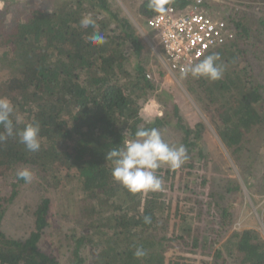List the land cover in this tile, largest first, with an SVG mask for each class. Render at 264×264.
<instances>
[{
	"label": "trees",
	"instance_id": "obj_1",
	"mask_svg": "<svg viewBox=\"0 0 264 264\" xmlns=\"http://www.w3.org/2000/svg\"><path fill=\"white\" fill-rule=\"evenodd\" d=\"M190 1L168 0L165 7L182 8ZM225 1L235 3L224 17L235 37L195 62L218 53L225 65L223 78L210 81L183 72L177 75L198 102L204 100L211 106L220 140L240 162L251 135L264 125V88L256 73L264 62V13L253 11L255 5L250 3L255 0ZM53 3L49 8H34L29 0L16 24L0 19V97L15 105V115L21 117L17 128L40 125L41 142L39 151L30 152L18 137L0 141V178L17 165H25L46 185L55 182L67 190L66 198H74L76 219L84 232L77 236L72 229L64 236L63 242L70 247L67 264H82L85 246H90L91 264H207L200 254L210 257V264H228L229 258L233 264H264V241L254 231H232L222 241L233 222V200L216 203V215L211 214L207 229L199 232L204 212L203 201L196 195H214L202 167L206 161L202 148L205 126L202 121L193 126L185 123L173 89L158 91L159 81L146 76L153 72L151 67L160 65L159 58L127 15L121 14V7H114L111 0ZM138 12L144 22L157 13L149 7V0H142ZM86 14L96 19L97 30L106 38L103 45L91 44L88 37L93 29L80 26ZM160 70L159 78L164 72ZM150 91L156 92L163 107L153 117L141 114V100ZM162 126H173L179 132L188 159L178 169L161 166L156 170L165 179L166 190L131 193L113 179L106 156L136 139L138 128ZM263 147L264 142L259 153ZM196 159L198 172L194 171ZM195 178H199L196 188L192 185ZM245 180L249 186L250 181ZM16 181L13 186L24 180L16 175ZM220 187L223 193L240 190L235 177ZM16 193L13 189L8 197L0 196V224L4 204ZM25 210L33 217V228L23 239L9 237L0 229V264H60L39 246L50 224L49 199L41 198L32 211L28 206ZM55 231L50 232L52 241L58 240ZM137 247L147 255L136 258Z\"/></svg>",
	"mask_w": 264,
	"mask_h": 264
},
{
	"label": "rangeland",
	"instance_id": "obj_2",
	"mask_svg": "<svg viewBox=\"0 0 264 264\" xmlns=\"http://www.w3.org/2000/svg\"><path fill=\"white\" fill-rule=\"evenodd\" d=\"M29 0H20L19 3H12L10 0H0V19L5 21H13L17 23V18L22 17V10L26 6V2ZM34 8L46 7L49 8L54 3V0H30ZM243 3V1L235 0ZM256 2L250 3L255 5L253 11L264 13V0H255ZM258 1V2H257ZM142 0H111L114 7H121V14H126L131 22L135 25L140 34L141 38L148 44L154 43L152 33L150 29L145 26L144 17L139 14L138 6ZM207 4L210 5V9L214 11L218 16L225 17L226 14L232 11L233 5L231 1L225 0H206ZM25 3V4H24ZM29 9V8H28ZM15 21V22H14ZM3 28V25H1ZM5 30V29H4ZM3 47H0V52ZM155 54L159 58L160 65L152 68L150 76L157 79L158 91L160 89L170 88L173 89L175 101L179 106V113L182 120L193 126L197 121H202L205 126V138L202 142L203 154L206 156V161L202 164L204 171V178L211 181L210 190H214L212 197L206 196V194L196 195L197 198L202 199L203 204L200 206L204 212L201 215L202 220L199 222V232H204L207 228L208 219L211 214H215L214 207L216 203L228 204V201L233 200L232 208V225L229 232L222 235V241L232 231L252 230L258 237L264 241V147L263 153H259V148L264 142V125L259 126L257 132L251 135L250 143L248 144L246 151L247 154L241 159L240 162L233 157L228 148L220 140L214 125L212 116L211 106L205 105V101L198 102L195 98L196 94L190 92L186 85L183 83L181 77L177 73L168 72L165 66L161 62V53L156 51ZM256 73L258 74L257 79L263 83L264 88V62L258 65ZM160 69H164L161 78L158 77ZM158 77V78H157ZM264 96V89L262 90ZM262 105V103H261ZM169 109L171 107L169 106ZM264 109V102H263ZM163 107L157 100L156 92L150 91L146 98L141 100V114L144 116L153 117V115H159L162 113ZM161 133L163 140L172 147H179L181 145V136L175 127L173 126H162L158 128ZM263 156V160L259 161V158ZM186 161L183 163V165ZM239 163H242V168ZM198 159L194 162V171L198 172L200 167ZM162 167H168L162 165ZM201 167V168H202ZM29 169L32 171L33 180L31 183L25 181L18 182L16 186L17 172L21 169ZM236 178L240 184L239 192L231 191L229 193H223L221 184L227 182L228 179ZM246 178L250 181V185H246ZM162 180V187L160 190H166V181ZM199 178H195L192 185L196 188V184ZM39 179L35 171L25 165H17L13 172L4 175L0 178V196L8 197L12 190H16V195L13 197L11 202L4 204V211L1 218L0 229L9 237L12 238H25L32 230L33 217L31 214L26 212L25 207L28 206L32 211L37 202L41 198L49 199V226L44 230L43 235L40 239V248L57 258L60 264H67L70 256V247L63 242L64 236H69L72 229H75L74 234L81 235L84 232V228L79 225L76 219L77 210L72 205L74 198H66V191L63 190L62 186L53 182L50 185H46ZM201 190H198L199 192ZM186 193L183 192L182 195ZM167 195L173 197L174 193L168 191ZM1 202V200H0ZM71 203V204H70ZM217 219V217H216ZM55 229L58 236V240L52 241L50 239L51 230ZM96 241H107L102 238H97ZM108 242H112L109 240ZM90 246H85L82 250V264H91L93 261L92 254L89 252ZM201 259H207L210 264V257H202ZM228 264H233V261L228 259Z\"/></svg>",
	"mask_w": 264,
	"mask_h": 264
},
{
	"label": "clouds",
	"instance_id": "obj_3",
	"mask_svg": "<svg viewBox=\"0 0 264 264\" xmlns=\"http://www.w3.org/2000/svg\"><path fill=\"white\" fill-rule=\"evenodd\" d=\"M167 2L168 0H149V7L157 13H165ZM79 23L82 28L93 29L88 37L91 44L103 45L106 42L105 36L97 30L96 19L91 14L84 15ZM144 23L146 26V21ZM151 33L153 38V32ZM224 72L225 65L221 62L218 53L207 55L198 63L183 69L185 76L191 75L196 79L203 77L210 81L222 79ZM15 113L16 109L12 101L7 97H0V126L3 128L0 141L9 137H18L19 142L28 151H39L41 148L40 125L28 123L22 129L17 128V125L21 123V117ZM135 137L136 139L126 141L123 146L108 152L106 159L112 164V177L131 193L160 190L162 180L156 174V170L162 165H167L172 170L180 168L188 159L186 148L183 145L170 146L156 128H138ZM33 175L27 168L17 172L18 178L26 183L32 182ZM145 222H150V217H145ZM146 255L142 247H137L134 252V256L138 259Z\"/></svg>",
	"mask_w": 264,
	"mask_h": 264
},
{
	"label": "built area",
	"instance_id": "obj_4",
	"mask_svg": "<svg viewBox=\"0 0 264 264\" xmlns=\"http://www.w3.org/2000/svg\"><path fill=\"white\" fill-rule=\"evenodd\" d=\"M209 6L206 0H191L182 8L168 5L165 13L146 19L154 39L149 46L153 53H161V62L168 72L182 73L206 52L234 39L235 32L227 19ZM146 76L151 77L150 73Z\"/></svg>",
	"mask_w": 264,
	"mask_h": 264
}]
</instances>
